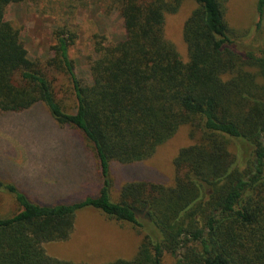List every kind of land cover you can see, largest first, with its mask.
Instances as JSON below:
<instances>
[{
    "label": "trees",
    "instance_id": "1",
    "mask_svg": "<svg viewBox=\"0 0 264 264\" xmlns=\"http://www.w3.org/2000/svg\"><path fill=\"white\" fill-rule=\"evenodd\" d=\"M18 1L0 0V127L4 118L42 105L58 126L76 129L83 144L62 142L64 164L50 168L47 193L36 188L40 160L29 171L0 173V191L21 208L0 216V264H88L44 248L66 240L85 208L143 233L133 258L105 264H163L165 251L175 264H264V47H237L223 2L195 0L184 26V62L164 37L166 14L184 0H111L123 35L95 36L91 81L82 86L69 55L77 34L60 28L53 56L30 59L20 29L6 19ZM72 7L62 12L65 21ZM257 13L261 27L264 0ZM50 71L72 84V111L57 97ZM183 125L197 141L175 157L173 183L141 178L116 189L113 163L149 159ZM93 181L94 190L84 186Z\"/></svg>",
    "mask_w": 264,
    "mask_h": 264
},
{
    "label": "rangeland",
    "instance_id": "2",
    "mask_svg": "<svg viewBox=\"0 0 264 264\" xmlns=\"http://www.w3.org/2000/svg\"><path fill=\"white\" fill-rule=\"evenodd\" d=\"M221 1L229 35L237 47L241 50L264 47V23L261 27L258 25V0ZM71 5L72 9L75 7L74 12L65 15L68 19L65 21L62 12ZM197 5L195 0H184L175 13L165 16L164 37L174 45L184 62L189 59L184 26ZM6 19L20 29L22 44L32 60L45 61L53 56L54 34L60 28L77 34L75 43L69 49V55L82 86L91 81L90 62L97 57L95 36H106L113 41L123 35L122 20L111 0H19L8 6ZM49 75L55 79L57 97L72 111V84L63 74L50 71ZM1 123L0 173L11 174L12 169L18 171L19 168L29 171L40 160L36 188L42 193H47L46 184L53 183L50 168L52 165L55 167L54 162H60L63 167L62 142L67 140L69 146L83 144L76 129L58 126L42 105L32 112L4 118ZM13 123H16V127ZM196 141V138L191 137L190 126L183 125L170 139L158 146L149 159L132 165L113 163L112 176L116 189L127 180L141 178L173 183L176 175L175 157L182 148ZM32 147L37 149V155L27 153ZM45 153L48 158L43 160ZM84 186L91 189L98 184L93 181V185L86 182ZM20 209L12 194L0 191V216L13 215ZM142 239L143 233L134 225L109 218L99 210L85 208L77 213L74 229L66 240L46 243L44 248L54 258L76 263L105 264L119 258H133ZM175 262L176 259L165 251L163 264Z\"/></svg>",
    "mask_w": 264,
    "mask_h": 264
}]
</instances>
